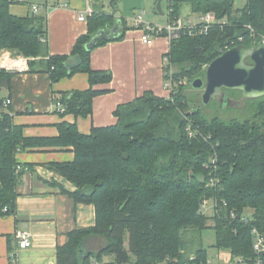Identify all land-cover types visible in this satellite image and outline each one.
Listing matches in <instances>:
<instances>
[{
	"label": "trees",
	"instance_id": "obj_1",
	"mask_svg": "<svg viewBox=\"0 0 264 264\" xmlns=\"http://www.w3.org/2000/svg\"><path fill=\"white\" fill-rule=\"evenodd\" d=\"M234 1L166 0L170 21L180 18L187 3L192 13H211L216 22L205 34L186 30L171 41L163 69L164 83L174 85L170 95L145 91L118 105L114 125L92 126L83 134L76 124L63 121L57 137L32 139L13 124L9 105L0 114V217L16 213V188L24 171L17 170L21 165L15 161L20 150L71 148L72 162L46 168L71 183L76 190L62 188L61 193L76 204H92L96 218L92 227L67 233L64 245L57 247L56 264H206L198 235L211 227L218 251H228L232 259L250 258L251 230L264 232V97L253 102L246 119L227 120L209 117L202 99L188 92L216 57L264 37V0H246L241 9L234 8ZM17 2L0 0V55L9 51L27 59L29 73H46L51 84L86 74L87 90L53 92L52 99L62 105L63 111L54 109L59 116L88 118L93 98L106 91L96 86L112 80L109 71L92 69L91 51L123 35L93 39L101 30L109 34L115 16L91 13L87 33L71 53L50 55L47 18L11 15L9 8ZM15 76L0 68V92L9 89ZM227 93L232 98L239 92ZM206 199L216 204L217 213L200 212ZM248 209L252 214L247 217ZM107 256L112 260L105 263Z\"/></svg>",
	"mask_w": 264,
	"mask_h": 264
},
{
	"label": "crops",
	"instance_id": "obj_2",
	"mask_svg": "<svg viewBox=\"0 0 264 264\" xmlns=\"http://www.w3.org/2000/svg\"><path fill=\"white\" fill-rule=\"evenodd\" d=\"M58 2L25 0L24 3L17 2L9 8L13 16L27 17L33 13L31 7L36 5V15H45L50 55H69L75 41L86 35L89 16L84 21H79L77 16L84 14L87 9L91 13L104 12L115 16V25L105 36L123 37L91 51L92 69L109 71L112 73V80L96 86L99 90L106 91L93 98L92 113L88 118L59 116L54 111L52 99L53 92L87 90L86 74L74 73L72 77L51 84L49 75L29 73L27 59L17 56L18 60L12 62L16 69L9 71L16 76L11 80L9 89H3L0 94H5L2 99L10 100V117L15 126H22L25 137H57V125L63 121L76 124L78 131L89 134L92 126L99 128L114 125L116 118L113 112L117 106L131 102L145 91H151L158 97L168 96L163 69L164 56L169 51L170 42L164 36L155 38L151 45L142 43L141 32L133 28V18L130 27L118 14L120 0H64L67 8L59 7ZM111 8H114L112 12ZM169 21L168 17L165 24L148 23L162 26ZM125 27L129 30L124 31ZM3 52L12 55L9 51ZM4 60L7 62L9 59L5 56ZM73 160L71 148H33L20 150L15 155V161L24 171L16 188V213L0 217V264H56L57 247L64 245L67 233L94 225V206L76 204L62 194V188L69 192H74L76 188L46 168L49 163ZM21 230L31 234V247L19 248L16 233Z\"/></svg>",
	"mask_w": 264,
	"mask_h": 264
},
{
	"label": "water",
	"instance_id": "obj_3",
	"mask_svg": "<svg viewBox=\"0 0 264 264\" xmlns=\"http://www.w3.org/2000/svg\"><path fill=\"white\" fill-rule=\"evenodd\" d=\"M162 0L157 1L156 11L164 15ZM101 30L93 40L104 38ZM202 78L192 80V88L201 90L202 103L208 105L218 100L220 108L239 107L240 102L229 98L227 92H239L243 100L264 97V43L246 44L229 48L204 69Z\"/></svg>",
	"mask_w": 264,
	"mask_h": 264
},
{
	"label": "built area",
	"instance_id": "obj_4",
	"mask_svg": "<svg viewBox=\"0 0 264 264\" xmlns=\"http://www.w3.org/2000/svg\"><path fill=\"white\" fill-rule=\"evenodd\" d=\"M58 1H59L58 2L59 7H63V8L68 7V5L63 2L64 0H58ZM18 2L24 3L25 0H18ZM31 10L34 14H36L38 11V7L36 5H33L31 7ZM143 14L144 11L138 13L133 18V28L141 32L140 41L147 45H151L153 40L155 38H158L159 36H164L167 39V41L170 42L171 44L172 40L178 38L181 32L186 30H188L190 34H205L211 28L210 26L214 24V22L216 21L215 15L209 13L206 15H201L200 17L197 18L196 22L193 23H191V21L188 20L187 21L188 24L187 23L184 24L180 18H174L171 21H169L166 25L161 26V25H153L148 23L147 21H145V17ZM89 15H91V11L87 9L84 14H79L77 17L79 21H84L86 19L85 17ZM262 43H264V41ZM164 57H165L164 62L166 65L168 63V57L166 56ZM8 59H9L8 62L10 64L3 66V69L7 71L16 69V67L12 65L13 62L12 59H10L9 57ZM164 85H165V89L167 90H172L173 88V85H171L170 80L166 81ZM2 104L4 107L7 108L10 105V100L8 98H5ZM54 109H56L58 112L63 111L61 103L55 104ZM20 169H22L21 166L17 168L18 171ZM210 201L211 200L206 199L202 203L200 212L206 214L205 212L206 209H212L213 212H216L215 210L216 204ZM231 216L234 217L233 214ZM242 220L246 221L247 218L243 217ZM250 235L252 239L251 252L253 254L250 258L246 259L243 257H236L235 259H232L231 254H223L219 256V260L220 261L223 260V264H264V232L261 233L256 228H253L251 230ZM16 240L18 242V246L20 249L31 247V234L25 230H21L16 233ZM194 260H195L194 255L189 257L190 262H193ZM194 264H198V263H194ZM206 264H213V262L208 259Z\"/></svg>",
	"mask_w": 264,
	"mask_h": 264
},
{
	"label": "rangeland",
	"instance_id": "obj_5",
	"mask_svg": "<svg viewBox=\"0 0 264 264\" xmlns=\"http://www.w3.org/2000/svg\"><path fill=\"white\" fill-rule=\"evenodd\" d=\"M120 1L121 2H119V4H118V7H119V13L118 14L124 18L125 23L130 25V27L132 25L131 19L134 18L138 13L143 12V11H144L143 15L145 17V21L147 20V22L151 21L152 23L159 22L161 24H165L166 21L168 20V17H169L168 11L169 10H168V5H167L166 0H163L161 3V9H162L164 15H160L156 11L157 0H120ZM245 3H246V0H235L234 1V8L241 9L245 5ZM114 8H111L110 12H112V9H114ZM179 14H180V19L183 21L184 24H186V23L188 24V22H187L188 20H190L191 23L196 22L195 20H197V18L201 16V15L199 16L195 13H192L190 11L189 5L187 3L182 4ZM162 26H164V25H162ZM263 41H264V37L261 39V41H258V42L262 43ZM258 42H254V43H258ZM5 56L12 59V61L18 60L17 56H14L13 54L11 55V54L6 53V52H2V54L0 55V68L1 69H3V65H1L2 64L1 61L3 60V62H5V60H4ZM205 68L206 67H203V70ZM174 70L175 69L173 67V68H171L170 71L175 72ZM167 91H168V96H169L170 95L169 92L171 90H167ZM188 92L190 94H193L197 98L201 96V90H196L194 88H190L188 90ZM4 95H5L4 93L0 94V99H2V97ZM261 98H263V97H261ZM232 99L240 102L239 107L233 106L231 108H227V107L220 108L219 103H217V104L213 103L217 100H213V101H211L212 103H210L208 105H203L202 109L204 107V112L209 117L218 115L222 119H227V120H229L231 118L244 120V119H246V117L251 115V113H252L251 107L253 105V102H256L257 100H259V99H256V100H246L245 99V100H243V97H241L240 93L233 95ZM54 106H55V104H54ZM6 110H7L6 107L3 106V108H0V114ZM216 183L212 182V184L215 186L218 184V183L217 184ZM205 212L208 215H213L215 213V212H213L212 209H206ZM251 214H252V211L248 209V212H246V216L248 217ZM210 225L213 226V223L211 222ZM198 238H200L202 247L207 251L208 259L210 261H212L213 264H223V260L220 261L219 256H221L223 254H229V252L224 251V250L218 251L215 248L216 240H215L214 229L212 227L206 228V230H203L201 232V234L198 235ZM111 260H112V258L110 256H107L106 258H104L105 263L110 262Z\"/></svg>",
	"mask_w": 264,
	"mask_h": 264
},
{
	"label": "bare ground",
	"instance_id": "obj_6",
	"mask_svg": "<svg viewBox=\"0 0 264 264\" xmlns=\"http://www.w3.org/2000/svg\"><path fill=\"white\" fill-rule=\"evenodd\" d=\"M1 62H2V64H1V65H3V66H5V65L9 64V62H3V60H2Z\"/></svg>",
	"mask_w": 264,
	"mask_h": 264
},
{
	"label": "flooded vegetation",
	"instance_id": "obj_7",
	"mask_svg": "<svg viewBox=\"0 0 264 264\" xmlns=\"http://www.w3.org/2000/svg\"><path fill=\"white\" fill-rule=\"evenodd\" d=\"M227 95H228V93H227ZM229 97V96H228ZM230 98V97H229ZM218 101V100H217Z\"/></svg>",
	"mask_w": 264,
	"mask_h": 264
}]
</instances>
